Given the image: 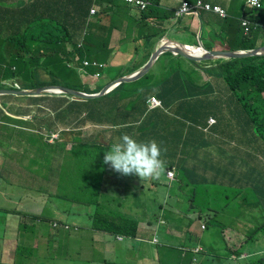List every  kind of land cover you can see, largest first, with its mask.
Wrapping results in <instances>:
<instances>
[{"label":"crops","instance_id":"1","mask_svg":"<svg viewBox=\"0 0 264 264\" xmlns=\"http://www.w3.org/2000/svg\"><path fill=\"white\" fill-rule=\"evenodd\" d=\"M183 0H159V11H151L144 13L141 18L140 12L133 6L116 1L115 6H105L100 9V14L104 16V20L95 17L91 18L90 26L94 34H96L97 42L101 45H107V49H101V57L107 52L114 51V57L111 60L112 65L122 66L127 64L131 57L135 46L143 47L146 53V45L149 43V36L161 33L164 40L175 41L188 46L199 45L201 41L204 45L214 46L213 49H221V20L218 16L211 13H203L200 16H181L174 14L179 8ZM213 4H222L230 8L232 0H205ZM70 7V3L66 6L57 5L54 12L55 19L65 25L70 31V39L65 43L66 34L54 32L53 29H42L39 36V29L35 33L37 38L35 44L31 46L30 42H26L25 52L29 53L30 48H36L33 53L37 55V61H46V56H53L60 61V56L65 59L67 54L74 50L76 43L80 40V28H82V8L75 11H66ZM30 4L28 0H0V40L12 39L25 36L26 32L32 31L34 34L35 26L32 25L30 19L26 18ZM53 11H49L52 13ZM65 29V30H66ZM26 35L25 38H29ZM135 40V42H134ZM138 40V42H136ZM33 41V39L31 40ZM129 44L130 46H125ZM158 44L154 46L151 54L155 51ZM4 46L0 44V64L5 65L14 61L16 54L8 55L3 58L5 53ZM73 54V53H71ZM59 55V58L58 56ZM34 60L30 56L26 57V61ZM138 60H142L139 58ZM48 79L47 76L42 77ZM4 81L0 73V84ZM61 108L59 97H28V96H0V264H64L67 256L65 242L71 238V235L56 234L57 243H52L50 236L46 235L42 229L34 231L35 220H39V205L43 206L44 200L48 203L49 191L51 189L50 180L34 176L35 169L42 164L44 149L49 145L44 144L41 135L34 130L37 125L32 116H36V111L42 109L45 113L49 110L59 111ZM124 112L123 123L125 121ZM43 116V114H42ZM155 114L150 113V117ZM112 116L106 113L100 120H96L99 129H110L112 127ZM140 119H137L139 121ZM206 121V119H204ZM181 121L174 118L169 119L166 128H168L169 139L176 133L178 125ZM202 122V121H201ZM199 122V123H201ZM139 123V122H138ZM90 124L92 122L90 121ZM101 125V126H99ZM145 125V124H144ZM219 127H223L221 124ZM143 127L137 124V130ZM89 131L90 136L101 135L102 131ZM185 132L189 134L191 146H195L201 139V133L197 128H193V124L186 127ZM105 137L109 138L110 133L104 132ZM148 136L144 133V136ZM247 148H237L235 156L233 152L221 153V207L225 208V214L221 221H232L234 226L228 228L229 237L234 236L236 243H241L243 239L252 236L257 232V220L260 213L264 210L259 208L248 200H242V192H253L257 195L258 191L263 188L258 186L259 181L264 177V157H258L257 153L263 148V144L256 143L250 139L246 142ZM221 148V147H220ZM203 153L209 154V159H203ZM200 155V156H197ZM215 157L213 149L202 151L200 154H194L192 149L188 148V162H195L194 166H200V173L195 176H189V182H197L200 180L204 169L211 168V158ZM182 160V159H181ZM232 160L234 161L232 163ZM204 168V169H203ZM60 172V168L56 169V173ZM166 178L160 177L158 182L166 184ZM178 183L177 187H181ZM120 187H124L125 180H115ZM170 184V186H172ZM140 197L138 204L132 211H127L125 216H117L113 212H107L103 215L99 214V209L91 207V215L87 216L88 226L97 231H104L101 239L104 243L111 244V231H119L126 228L127 222L125 218H131L137 223L136 238L130 240L125 246L126 250L139 253L142 245L138 241L149 226V222L145 220L142 208L145 204L144 196L146 185L138 183ZM173 187V186H172ZM165 198L158 202L160 210L157 211L156 217L162 216L166 221L173 223L176 218L170 219L163 213H170L172 217V206L176 196H180V191H165ZM108 202H113L114 197H108ZM93 203H96L93 201ZM177 206L181 201L176 199ZM220 206V204L218 205ZM163 222V221H162ZM100 224V225H99ZM101 226V228H100ZM133 228V225H130ZM194 229L199 232L197 225ZM181 235L178 231H169ZM233 234H232V233ZM261 237H263L260 234ZM138 238V239H137ZM202 241V240H201ZM122 242V241H120ZM101 244L98 240H92V246ZM244 246V245H243ZM28 248V250H27ZM242 249V247H241ZM88 255L87 252H79L82 255ZM27 254L32 258L33 262H27ZM247 252L243 256L230 258L231 264H252L251 256ZM245 257V258H244ZM149 257L144 254L143 258H128V262L141 264ZM88 261L93 258L87 256Z\"/></svg>","mask_w":264,"mask_h":264},{"label":"clouds","instance_id":"2","mask_svg":"<svg viewBox=\"0 0 264 264\" xmlns=\"http://www.w3.org/2000/svg\"><path fill=\"white\" fill-rule=\"evenodd\" d=\"M116 1H121L125 4H129L135 7L140 12L141 18L142 15L148 12L149 10L159 11L158 9L159 0H112L111 2L105 1L103 5L100 7L104 8L105 6H115ZM261 9H264V0H232V4L230 8H227L222 4H213L205 0H183L179 8L177 9L176 13L174 11V14H176L177 17L200 16L201 19L203 13H211L220 18L221 49L215 50L213 49L214 46H210L205 43L203 45L201 41L199 42V45L188 46L175 41H170V40L166 41L163 39L161 33L152 34L151 36H149V38L157 34L160 35V37L157 40H155L152 49L150 48L146 49V53H144L142 49L143 47L136 46L135 51L137 52V54L139 53L142 54V56H139L134 60L136 64L140 63L141 66L139 67V69L136 70V72L131 75L122 76L114 80H111V83H109L102 89H99L96 88L93 85V83H96L100 80V78L102 77V70L108 67L107 63L101 60L102 58L101 49L108 50V46L104 44L101 45L99 42H97V38L99 37H96V34H94L91 30L90 22L92 17H95V19L100 18L104 20L103 18H101L102 14H100L101 12L100 9L97 6H93L89 10L88 15L86 12L83 17L82 28H80V40L76 43L74 50L71 51L69 54H67V56L64 59L68 69H74L82 74L83 85L80 88H76L78 90H73L70 88L67 89L88 96L99 95L107 86H109L113 82L121 78L130 77L137 74L147 65L153 53L157 51L162 45H169L171 47L174 46L180 47L182 45L181 48L185 50L188 48L190 52L197 53L198 55H203L205 51L250 52L255 49L264 47V45H261L262 43H264V17L262 18L261 24L253 23L250 20L249 16L245 17V13L258 12ZM226 19H233L235 21V30L239 33V35L249 36L252 30L257 27L256 30H259V36L257 40L258 47L251 50L240 49L241 44L240 42L235 41V34L225 30V28L223 27V21H225ZM35 29L36 27L34 28V30ZM53 30L54 32L56 31L59 32V28L57 30L56 29ZM30 36L34 37L32 31H30ZM21 39H23V37ZM9 41L10 39H1L0 44L5 48L9 45ZM136 42H138V40H136ZM157 44H158L157 48L151 54L152 50L154 49V46ZM227 46H231L233 48H238V49H231L228 48ZM148 53L150 54L149 57L147 58ZM165 53H171L174 56L181 57L174 52L166 51L157 58V60L155 61L152 68L149 70L147 74H149L151 71H153V75L156 77H162L164 76V74H166L162 69L159 68L156 69V63L158 59ZM257 56H264V55H257ZM257 56H252V57H257ZM52 58L53 56H46V61ZM139 58H142V60H138ZM246 58H251V57L230 58V59L227 58L204 59L201 61H190L183 58L184 60L183 59L182 60L183 61L187 60V62L190 63L192 62L205 63L204 65L205 69H212L219 67V65L221 64V60L228 61L232 59H246ZM51 61H53V64L50 68L46 69L47 71L45 69H40L37 73V75L43 81H51L53 79H57L53 76V72L51 73L50 69L53 66H55L57 63H59V60L55 58L54 60ZM130 62L131 61H129L127 64H129ZM40 63L43 64L44 62L40 61ZM2 64L3 63L0 64V71ZM190 66L193 67L199 74L197 75V77H194L192 82L189 84L190 89L193 91L195 89V85L197 86L198 82L204 77L205 71L196 67L193 63L190 64ZM40 73H44L48 77V80H44ZM146 75H144L142 79H144ZM142 79L133 83H125V84H136ZM121 85H117L112 91L107 93L105 96H101L95 99L76 100L73 96H68V95H50V94L38 95L37 97L52 96V97H59L60 99L64 97H70V98L68 101L66 100L60 101L61 108L59 111L49 110L48 113H45L42 109L37 110L36 115L39 113V111H42L41 115L43 114L44 118L51 117L52 122L54 123L53 124L54 127L52 130H49L46 126H41V124H39L35 120L36 116L33 115L32 119H34L37 123V125L34 126V130L41 135L44 144H47L49 146L63 144L64 146H69V148L72 147L71 152H73L75 158L77 156L82 155L86 151V148L90 149V152H92L93 154L95 152L99 153V155L101 154V158L98 160V165L100 166V164H102L100 167H103L104 164L110 165L117 173L124 175V176L119 175V179L136 180L147 185L148 179L158 180L160 179V177H162L165 171L166 175L162 178H166L168 180V185H170L169 183L176 181L179 178V171L176 168L177 166L172 168H166L165 161L161 159L162 149L160 145L155 140L141 141V133L139 132V130H137V124H139L143 128H146V126L154 127L164 134L168 130V128H166V124H168L169 119L172 118V117H168L166 122L165 120L166 115L167 114L172 115V113L175 115H179L181 108V106H179L180 101H178L177 99L173 103H171L170 108H165L162 104V101L157 97L159 91L155 89L153 92L154 96H151L147 100L146 104L144 103H142V105L139 104L138 107L134 108L133 110L136 113L137 119L140 120L137 121L136 119L135 121L132 122L123 123L124 112L127 111L126 104H128V99H125L123 95L122 96L118 95L119 101L109 100V96L112 93H114L117 89H119ZM47 87L66 88L64 86H47ZM138 87L139 85L133 86L134 90ZM42 88H46V87H42ZM37 90H33V91H37ZM0 91L32 92V91L21 90V84L12 79L4 80L0 84ZM9 96H20V95H9ZM28 97H35V96H28ZM99 99L105 100L111 105V116H112L111 121L113 126L110 127V129H100L101 127H99L98 129L95 119L100 120L101 118H98L97 115L89 116V113H87L84 107L80 109L78 108L79 106L75 103V102H86L92 100L90 105V110L102 112L105 115L106 114L105 112L99 109H95L93 106V103ZM120 102L122 103V105L120 104ZM145 105L147 108L146 112L142 114L138 113L139 108ZM118 107L121 108L120 111H116ZM151 112L155 114L154 117H150ZM160 116L163 117L164 123H162ZM205 119L207 125L203 129V132L201 133V139L199 141L207 145V149H202V151H207L209 150V148L214 150L215 157H212L210 160V162L212 163V167L215 166L217 168L221 167L220 166L221 153H228L231 151L235 156V152L237 148H242V149L247 148L246 141L239 134V127L237 126V124L234 123L228 124L224 127H221V129L214 131L212 130V127L218 124L217 118L214 116H210ZM90 121L92 122V124H90ZM242 126H244V123L242 124ZM87 127L89 128V131H93L92 129L95 128L94 132L102 131L103 134L98 136L94 135V137L90 136L89 134V138L82 137L83 130ZM112 130H115L121 136L117 139L116 142L111 144L109 138L105 137L104 132L109 133V131ZM87 144L88 147H85V145ZM163 151H166V149H164ZM257 156L264 157V144H263V148L260 151H258ZM233 162L234 161L232 160V163ZM198 170H200V166H194V171L196 173L198 172ZM171 173L172 175H170ZM188 184L191 185L194 183L189 182ZM258 186L262 187L263 189L261 191H258L257 195H255L253 192L251 193L247 191V192H242L241 196H242V200H248L253 204V206L256 204L259 208L264 210V177L259 181ZM180 188L181 187H179V189L177 188L178 191H180ZM183 202H185V200ZM183 202L180 203L182 208H183ZM224 214H225V208L221 207V204L220 206H215V207L210 206L208 208L207 214H204V212H200L199 215L194 220L188 222L187 224L188 234L196 235L195 239L190 238L188 240L189 241L188 247L190 251H192V253L195 254L194 260L189 264H199L200 259L197 256L202 253H209V251L212 250L213 243L215 244V239L218 233H221L223 238L221 239L220 237L221 242L219 243V245H217L218 253L217 255L214 256L215 258L220 257L221 255V258L226 259L228 262H230V258H235L236 256L241 257L243 256L244 252H247L250 254L249 256H251L250 260L252 264H264V241L260 246L258 245L259 242H261V238H264V236L263 237L260 236V234L264 231V226L263 225L257 226V232H260L259 234L254 232L252 236L243 239L241 243H236L234 236L229 237L230 233H227L228 228H232L234 226V223L232 221H226L227 224L221 228V232L212 233L213 231L208 230L209 226L210 225L212 226L214 224L213 222H220ZM261 214H263V216H261ZM157 218L160 220L162 224L166 222V220H164L162 216H158ZM262 218H264V213L259 214L258 220L261 221ZM125 219H129V218H125ZM127 225L128 226L126 228L119 229V231L118 229L117 231L116 229L111 231V235L113 236L112 238H115L119 242L126 241L127 243H129L130 240L136 238L137 231L134 230V228L130 227V225L133 224L127 223ZM196 225L199 232H197L194 229ZM54 226L58 227V224L55 223ZM171 227H172L171 228L172 231H178L179 233H181L178 230L179 223L173 222L171 224ZM69 228L70 227L68 225H65V229H69ZM205 232L207 233V236L204 235ZM209 233L212 234L208 236ZM170 234H175V233H170ZM177 236H183V233ZM204 239H206V243L204 242ZM153 242L155 244L159 243L157 238H154ZM258 251L261 252L257 253ZM210 256L212 257V255ZM128 260L129 259L125 260L124 263H114V264H134L128 262ZM168 264H177V263H168Z\"/></svg>","mask_w":264,"mask_h":264},{"label":"trees","instance_id":"3","mask_svg":"<svg viewBox=\"0 0 264 264\" xmlns=\"http://www.w3.org/2000/svg\"><path fill=\"white\" fill-rule=\"evenodd\" d=\"M30 9L28 10L27 19H30L32 25L39 29V36L42 29H58L59 33L66 34V43L70 39V31L59 20L55 19L57 5L66 6L70 3V7L66 11H79L83 10L82 20L87 12L95 6H102L105 1L111 2L112 0H28ZM49 11H53L49 13ZM249 16L250 20L255 24H261L264 17V9L258 12L245 13V17ZM223 27L225 30L235 34V41L240 42V49L251 50L258 47L257 40L259 36V30H252L249 36L239 35L235 30V21L233 19H226L223 21ZM66 29V30H65ZM243 31V30H242ZM29 31L26 32L23 39L21 37L12 38L9 41V45L5 49L3 58L6 56L16 54L14 61L5 65L4 62L1 66L0 73L4 80H14L21 84V90L33 91L47 86H64L73 90H78L76 87L64 85L58 79L51 81H43L37 75L40 69L50 68L55 58L47 60L41 64L37 61L36 53L33 51L36 48H30L29 53L25 52V43L30 42L31 46L35 44L36 37L28 36ZM160 37L159 34L149 38V43L146 45V49H152L155 40ZM26 39V40H24ZM33 39V41H31ZM261 45H264L262 43ZM235 46V45H233ZM231 49H238L233 48ZM148 56L147 58L149 57ZM30 56L34 60L30 62L26 61V57ZM98 58V57H95ZM183 58L174 56L171 53L163 54L156 63V69H162L164 76L156 77L153 75V71L147 74L144 79L136 84H124L119 87L110 96H124L128 99L127 114L125 115V121H135L137 119L134 108L142 103L146 104L147 100L154 96L153 92L157 89V97L162 101L165 108H170L171 103L178 99L180 108V114L166 115V122L168 117H172L178 121H181L177 128V133L169 140L168 130L163 134L154 127L142 128L139 130L141 133V141L155 140L162 149L161 159L165 161L166 168L176 167L180 172L185 170L187 175H198L200 170L196 173L194 170H190V162L186 160L188 148L192 149L195 154L196 151L207 149V145L198 141L195 146H191V139L189 134L185 132L186 127L193 124V128H197L200 133L206 127L207 122L204 120L210 116L217 118L218 124L212 127V130L217 131L221 129L219 125L223 127L228 124H237L239 127L240 136L247 142L250 139L252 141L264 144V56L251 57L246 59H232L228 61L221 60L219 67L212 69H205V63L192 62L196 67L202 69L204 77L195 84V89L192 91L189 84L194 77H197L198 72L190 66V62L183 61ZM147 60V59H146ZM37 66V67H36ZM140 63L136 64L134 61L126 67L124 72L128 76L136 72L139 69ZM155 69V70H156ZM47 71V70H46ZM123 72V69L121 70ZM122 77V76H120ZM139 85L134 90L133 86ZM70 97H64L60 101H68ZM92 100L86 102H75L80 108L86 109L90 115H97L98 118L104 115L102 112L90 110ZM146 105L141 106L138 113L142 114L146 112ZM118 107L116 111H120ZM42 111L36 115L35 120L46 126L49 130H52L54 123L51 117L44 118L41 115ZM63 112V111H62ZM169 113V111H168ZM162 123H164L163 117L160 116ZM246 119V120H245ZM202 121V122H201ZM201 122V123H199ZM244 123V126L242 124ZM116 126V125H115ZM147 131L148 136H144ZM88 147V144L85 145ZM166 149V151H163ZM94 155V156H93ZM200 156V155H197ZM45 152L43 158H46ZM101 158V154L90 152V149L86 148V151L76 157L80 163H75V167L84 170V168L100 167L98 160ZM182 159V160H181ZM203 159H209L208 153H203ZM221 166V165H220ZM221 167H211L204 169V173L199 175L200 180L193 182L194 184H213L219 183L221 178ZM127 223H132L134 230L137 231V223L131 218L124 219Z\"/></svg>","mask_w":264,"mask_h":264},{"label":"rangeland","instance_id":"4","mask_svg":"<svg viewBox=\"0 0 264 264\" xmlns=\"http://www.w3.org/2000/svg\"><path fill=\"white\" fill-rule=\"evenodd\" d=\"M104 19V16L101 15ZM37 30L34 31V37L37 35ZM125 46H130L125 44ZM136 47V46H135ZM231 48V46H227ZM115 52L109 51L102 61L106 62L108 67L102 70V77L93 85L96 88L102 89L111 80H114L120 76L126 75L124 72L125 67L129 66L141 53L133 51L129 64L122 66L112 65L111 60L114 57ZM59 58V55H57ZM123 69V72L121 70ZM53 76L60 80L61 83L76 88H80L83 85L82 74L74 69H68L64 59L60 56V61L50 69ZM43 77L45 74L40 73ZM46 76V75H45ZM45 80H48L45 78ZM110 101H119V96H109ZM122 105V103L120 102ZM95 109H99L105 113L111 115V105L105 100L99 99L93 103ZM110 143H114L121 136L115 130L109 131ZM82 137L89 138V128H85L82 133ZM170 140V139H169ZM91 143V142H88ZM76 144V143H75ZM160 145V144H159ZM72 148V147H71ZM69 146L63 144H57L55 146H49L44 149L46 158L42 159V164L38 165V169L34 171V176L47 178L50 180L51 189L49 191L48 203L44 200L43 206L39 205V220H35L34 231L43 230L46 235L50 236L51 242L57 243L56 234L61 233L64 235H71V238L65 242L67 249V256L64 264H114L124 263L128 258H143L146 254L149 258L141 264H189L194 258L195 254L190 251L188 247L189 239H195V234H188L187 224L189 221L194 220L200 212L204 214L208 213L210 206H218L221 204V185L219 183L213 184H191L189 185V175L185 170L179 172V185L180 196H176L173 202H170L172 206V217L170 213H163L170 219L176 218L174 223H179L178 230L183 233V236H177L170 234L171 222L166 221L164 224L156 217V213L160 210L158 206L159 201H163L165 191H178V183H171L168 185L159 183L156 179H148L146 185V191L144 196V206L142 208L145 220L149 222L145 232L141 234L139 239L142 249L139 253L129 251L125 249L127 242H119L115 238L111 239V244H105L101 239V235L104 231L93 230L88 226L87 216L91 215V207L99 209V214L103 215L107 212H113L117 216H125L127 211H132L138 204L139 197L141 195L138 189V183L142 182L136 180H125L124 187H120L115 180L120 176H124L117 173L110 165L104 164L103 167H86L82 169L76 168L75 163H80L79 160L73 155ZM202 150L197 151L196 154H200ZM190 170H194L195 162H190ZM60 168V172L56 173V169ZM166 175L164 171L162 177ZM182 182V184H181ZM113 196L114 201L108 202V197ZM183 202V208L177 206L176 199ZM95 201L96 203H93ZM181 208V210H180ZM263 216V214H261ZM165 220V219H164ZM57 223L58 227L54 224ZM214 224L209 226L208 230L214 232H221V228L227 223L225 220L220 222H213ZM222 224V226H221ZM65 225L70 228L65 229ZM100 225V224H99ZM264 226V218L257 220V226ZM101 228V226H100ZM261 231V229H260ZM212 233H209L210 236ZM207 236V233H204ZM264 236V231L261 233ZM223 238L221 233H218L213 243V248L209 253H202L197 257L200 259L199 264H231L226 259L220 257H214L217 255V245ZM154 238H157L159 243L153 242ZM92 240L99 241L101 244H95L92 246ZM264 238H261L259 246L263 243ZM206 243V239H204ZM213 242V241H212ZM28 250V248H27ZM87 252L80 257L79 252ZM261 251H258L259 253ZM212 255V257L210 256ZM92 257V261H88L86 257ZM33 262L27 254V262Z\"/></svg>","mask_w":264,"mask_h":264},{"label":"water","instance_id":"5","mask_svg":"<svg viewBox=\"0 0 264 264\" xmlns=\"http://www.w3.org/2000/svg\"><path fill=\"white\" fill-rule=\"evenodd\" d=\"M182 46V45H181ZM174 46L171 47L169 45H162L157 51L153 53L151 56L149 62L147 65L140 70L137 74L130 76V77H125L121 78L109 86H107L99 95H94V96H88L84 95L78 92H75L73 90L63 88V87H46V88H41L37 91H32V92H9V91H0V95H20V96H38V95H68V96H73L76 100L78 99H95L99 98L101 96H105L107 93L112 91L117 85L125 84V83H133L136 82L140 79L143 78L144 75H146L149 70L152 68L153 64L157 60V58L164 52L166 51H171L179 56L190 60V61H201L204 59H217V58H245V57H252V56H257V55H264V47L255 49L250 52H232V51H212L208 52L205 51L203 55H198L197 53L190 52V50L187 48L186 50Z\"/></svg>","mask_w":264,"mask_h":264},{"label":"built area","instance_id":"6","mask_svg":"<svg viewBox=\"0 0 264 264\" xmlns=\"http://www.w3.org/2000/svg\"><path fill=\"white\" fill-rule=\"evenodd\" d=\"M170 175H172V173Z\"/></svg>","mask_w":264,"mask_h":264}]
</instances>
